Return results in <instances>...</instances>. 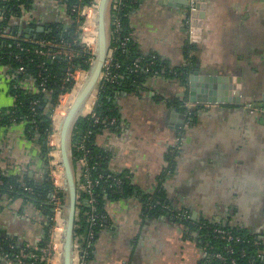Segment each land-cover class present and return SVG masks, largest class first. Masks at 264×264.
I'll use <instances>...</instances> for the list:
<instances>
[{
	"label": "crops",
	"instance_id": "1",
	"mask_svg": "<svg viewBox=\"0 0 264 264\" xmlns=\"http://www.w3.org/2000/svg\"><path fill=\"white\" fill-rule=\"evenodd\" d=\"M205 3V17L194 24L189 7L169 0H136L129 13L136 52L157 57L174 73L192 63L206 96L219 101L185 110L188 76L184 83L176 73L149 75L135 91L114 94L119 119L95 144L108 169L128 178L132 194L106 200L86 264H208L202 236L170 212L151 214L141 194L158 196L191 224L234 229L259 244L256 255L264 262V0ZM106 21L109 35L108 11ZM73 23L60 1L32 0L9 28L31 40L33 29ZM11 80L0 68V111L14 105ZM22 87L37 92L31 79ZM177 113L185 114L182 124ZM42 146L25 121L0 125V173L42 185L48 180ZM48 205L0 195V249L4 240L28 251L45 247ZM2 256L0 264H27Z\"/></svg>",
	"mask_w": 264,
	"mask_h": 264
},
{
	"label": "trees",
	"instance_id": "2",
	"mask_svg": "<svg viewBox=\"0 0 264 264\" xmlns=\"http://www.w3.org/2000/svg\"><path fill=\"white\" fill-rule=\"evenodd\" d=\"M31 1L0 0V12L2 14V21L0 22V68L6 67L8 69V73L12 79L9 83V91L15 98L12 107L0 111V125H8L14 121H25L28 133L32 137H38L39 142L43 144L42 152L46 165H49L52 159L49 157L52 147L48 145L49 136L53 133L52 115L58 105L60 96L70 93L74 84L73 79L68 76V73L75 70L88 71L90 68L88 59L91 55L89 52L84 51V46L80 43V31L78 27L81 19L77 21V14L76 12L72 13L71 9L75 5L83 6L89 4L92 0H58L66 5L74 23L67 29L61 28L58 25H52L49 31L35 34L29 40L25 39L17 28H9V21L14 17H19L22 9L29 7ZM121 1L123 7L115 16V19L119 23V27L116 29L119 40L112 43L116 47L114 59L119 64V67L113 69L112 72L118 75V82H102L99 85L98 98L94 110L101 118V123L95 124L89 116H80L72 128L70 137V155L72 161H75L81 154V151L77 147L82 137L86 136L83 145L88 151L89 174L93 179L102 176L93 189L96 201L94 206L97 224L93 226L87 224V215L85 214L89 212L87 206L77 204L76 207L78 220L75 222V234L86 236L89 230H92L94 231V238L100 229L99 224L105 217L104 204L106 200L124 198L132 194L128 178L125 177V174H116L108 169L102 150L95 144L96 135L111 127L109 125L110 119L114 118L115 123L119 119L118 111L113 104L114 94L119 90L135 91L137 86H142L145 78L149 75L171 76L176 73L182 79V82L186 83V78L190 70L193 69L191 63L188 66L177 69L174 73V71L171 72L165 68L164 63L157 57L153 55L143 56L136 52L128 29V16L134 8L135 2L132 0ZM112 19L111 13L110 20ZM125 37L128 38V41L126 46L121 48L120 41ZM16 41L21 44L22 51L16 47ZM42 41H50L52 44L60 46H70V49L74 51L73 58L69 61L64 56L38 55L36 50L40 49L39 43ZM137 58H140L142 65L150 60L154 61L152 69L149 72H145L141 68L135 69L134 61ZM19 68H23V72H19ZM25 79L33 80L37 92H29L22 87V82ZM42 89H45V92ZM108 174H112L114 178H121V184L117 186L112 179H107L106 175ZM0 180L3 182V186H0V195L6 194L12 199L26 196L27 198L37 199L39 202H45L49 200V195L54 191L52 183L48 180L42 185H37L32 181L20 182L17 177L4 176L1 173ZM26 188H30L31 190L28 192ZM140 196L145 203L154 205L152 210H150V213L153 215H165L168 210L164 209V207L171 209V206L158 196L142 194ZM84 197V195L80 196L78 202L83 201ZM47 208L48 215L52 217V206L48 205ZM51 224L52 222H50V226ZM185 225L190 226L192 231L200 234L202 236L201 239L209 242L216 250H221L222 246L226 244L223 240L215 238L213 234L206 236L204 232L206 229L199 231L197 224L186 222ZM204 225L209 227L210 230L220 228L242 237V242L233 244V254H226L228 257L235 258L237 264H264L260 257L256 255V249L260 247L256 248L250 238L242 236L234 229L219 224ZM46 240H48V231ZM10 244L13 245V249L8 247ZM84 246H86V242L83 243ZM1 248L2 253L8 254L12 260L23 249L10 240L2 241ZM41 248H44L43 245ZM91 249L92 247L88 249V259ZM29 262L27 261L26 263ZM210 263L219 264L217 260L212 258Z\"/></svg>",
	"mask_w": 264,
	"mask_h": 264
},
{
	"label": "built area",
	"instance_id": "3",
	"mask_svg": "<svg viewBox=\"0 0 264 264\" xmlns=\"http://www.w3.org/2000/svg\"><path fill=\"white\" fill-rule=\"evenodd\" d=\"M99 0H92L89 4L79 6L75 5L72 7L71 12H76L77 14V21L80 20L79 23V31H80V43L84 46V51L89 52L91 57L88 59V62L90 65H92L94 61V53L96 48V31L95 26L92 21L94 19V15L96 14L97 5ZM133 2H136V0H132ZM123 7L121 0H111L110 6L108 8V12L111 16L112 13V20H110V31L108 35V50L105 62L102 67V71L99 77L98 81V88L99 85L102 82H109V83H117L118 82V75L114 74L112 72L113 69H116L119 67V64L115 62L114 59V51L115 46L112 45L113 42H117L119 40V37L117 36L116 29L119 27V23L115 19L116 14L119 12V10ZM112 28V29H111ZM89 38V40H87ZM128 41V38L125 37L120 41V47L124 48L126 46V43ZM40 49L36 50V53L41 56H64L69 61L74 56V51L70 49V46H64V45H56L52 44L50 41H42L39 43ZM16 47L19 50H23L21 47V44L16 41ZM87 48L89 49L87 51ZM16 58H18L16 56ZM154 65V61L150 60L146 62L145 64H141L140 58L135 59L134 61V68L139 69L141 68L145 72H149L152 69V66ZM23 68H19V72H23ZM87 71L83 70H75L70 71L68 73V76L73 79L74 84L73 88L70 91V93L74 90V87L77 83L76 78L77 74H82ZM98 88L95 93V102L90 110V112L85 115L89 116L95 124L101 123V118L97 115V113L94 110L97 98H98ZM43 92H45V89H42ZM68 93V94H70ZM92 93V94H93ZM191 106L188 102L184 104L185 110H188V108ZM84 117V116H83ZM115 119L112 118L109 121V125L114 124ZM86 139V136H83L80 140V143L78 145V150L81 151V154L77 157L75 161H73L74 165V173H75V182H76V190H77V204H84L89 208V212H86L87 215L86 222L89 226H93L97 224V218L95 215V195H94V187L98 184L99 179L102 178V176H99L97 179H93L89 174V166H88V158L87 154L88 151L84 147L83 142ZM53 188L54 191L49 195V203L52 206V217L51 222L52 225L50 227L49 231V238L47 245L42 248L40 251H28V250H20L19 254L15 257L16 260H22V261H30L27 264L36 262L38 264H58V260L60 261V255L61 252L58 251V245L56 243L57 234L60 232L62 228V215H63V205L60 204V194L63 191V181H62V188L58 186L57 182H61L60 178L63 176V169H61V166H58L55 168V171L53 172ZM107 179H112L117 186H119L122 182L121 178H114L112 174L106 175ZM0 186H3V182L0 180ZM10 189V188H9ZM27 191H30V188L26 189ZM85 196L83 201L78 202V198L80 196ZM146 206L149 207V209H152L154 205H149V203H146ZM166 210L172 214L173 217L176 219H179L180 221H183L184 223L190 222L189 217L184 213H174L169 207H166ZM75 220H78L77 218V208H76V217ZM102 222L99 224L101 226ZM193 224V223H192ZM197 229L199 231H202L206 229L205 234L208 236V234H213L215 238H219L226 242L225 245L222 246L221 250H216L213 245H211L209 242L206 243V255L208 259V264L210 263L211 258L215 259L219 262V264H237V261L235 258L228 257L226 254L230 255L233 254V244L242 242V237L238 235H234L231 231L220 229V228H213L209 229V227L205 226L203 223L197 224ZM63 231V230H62ZM94 240V231L89 230L88 234L86 236H83L82 234H75L74 233V242H73V248H74V259L73 264H86L88 260V249L92 247ZM86 242V246L83 247V243ZM252 244H256V242H252ZM10 249H13V245L8 246ZM0 255L3 258H6L8 261H11V258L8 254L2 253V248L0 249Z\"/></svg>",
	"mask_w": 264,
	"mask_h": 264
},
{
	"label": "water",
	"instance_id": "4",
	"mask_svg": "<svg viewBox=\"0 0 264 264\" xmlns=\"http://www.w3.org/2000/svg\"><path fill=\"white\" fill-rule=\"evenodd\" d=\"M111 0H99L96 10V49L94 53V61L87 71V78L83 85L80 87L76 97L65 117L62 120L60 127V145H59V163L63 169V191L64 198L66 200V211L63 214L64 228L62 232V250L60 255V264H73L74 259V231H75V217L77 207V190L75 182L74 165L70 155L71 144V131L76 120L82 114L86 101L98 88V81L102 71L103 64L106 59L108 50V30H107V11L110 6ZM177 4L189 7L190 17L192 18V24L195 20L203 19L205 17L206 3L205 0H169ZM50 25L41 26L37 29H33L30 32L35 34L49 31ZM65 28H68L65 27ZM34 34V36H35ZM33 36V37H34ZM197 70H193L188 75V103H211L215 98L206 96L205 89H202L198 82H202V78L198 76ZM200 85V86H199ZM201 87V88H199ZM211 94V92H209ZM183 96L185 94H182ZM212 104V103H211ZM175 111V109H174ZM176 112V111H175ZM178 124H182L185 119V114L177 113ZM193 118L190 119L192 121ZM177 128V127H176ZM53 213V210H51ZM1 260V257H0ZM19 264V263H16Z\"/></svg>",
	"mask_w": 264,
	"mask_h": 264
},
{
	"label": "bare ground",
	"instance_id": "5",
	"mask_svg": "<svg viewBox=\"0 0 264 264\" xmlns=\"http://www.w3.org/2000/svg\"><path fill=\"white\" fill-rule=\"evenodd\" d=\"M95 18H96V14H95ZM95 24H96V21H95ZM86 78H87V72L79 74V76H77V78H76L77 83L74 87V90L70 94H68V96L62 101L60 109L58 111H56V114L53 117L54 127H55L54 129L56 132L55 137L53 136V144H54V146L57 147L58 152H59V145H60V127L62 124V120L65 117L67 110L69 109L70 105L72 104L74 98L76 97L80 87L83 85ZM94 102H95V93H93L88 98V100L86 101L84 110L80 116L85 115V114L87 115L90 112V110L92 109ZM56 158H58V157H56ZM60 180L63 181V176L60 178ZM63 228H64V219H62V228H61L60 232L57 234V238H56V243L58 245V251L59 252H61V250H62V232H63L62 230H63ZM58 264H60L59 260H58Z\"/></svg>",
	"mask_w": 264,
	"mask_h": 264
},
{
	"label": "rangeland",
	"instance_id": "6",
	"mask_svg": "<svg viewBox=\"0 0 264 264\" xmlns=\"http://www.w3.org/2000/svg\"><path fill=\"white\" fill-rule=\"evenodd\" d=\"M89 49L87 48V51H88ZM91 66V65H90ZM76 76H79V74H77ZM68 96V94H66V95H63V96H60V98H59V100H58V105H57V107L55 108V111H54V113H53V115H52V126H53V133L49 136V139H48V145L50 146V147H52V150L49 152V157H51L52 159H51V161H50V163H49V165H48V181H50V182H53V172L55 171V168L56 167H58V166H61L60 165V163H59V152H58V149H57V147L56 146H54V144H53V136L55 137V134H56V132H55V127H54V121H53V117H54V115L56 114V111H58L59 109H60V106H61V103H62V101L66 98ZM57 150V151H56ZM57 155V156H56ZM56 157H58V158H56ZM61 169H62V166H61ZM57 184H58V186H60L61 188H62V181L61 182H57ZM62 194H60V200H59V202H60V204L61 205H63V214L65 213V211H66V205H67V203H66V200H65V198H64V191H62L61 192ZM62 217H63V215H62Z\"/></svg>",
	"mask_w": 264,
	"mask_h": 264
}]
</instances>
